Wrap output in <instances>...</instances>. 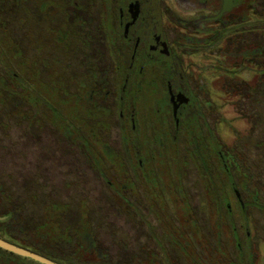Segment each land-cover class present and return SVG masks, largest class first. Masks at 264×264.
Instances as JSON below:
<instances>
[{"label": "rangeland", "instance_id": "obj_1", "mask_svg": "<svg viewBox=\"0 0 264 264\" xmlns=\"http://www.w3.org/2000/svg\"><path fill=\"white\" fill-rule=\"evenodd\" d=\"M203 1L163 0L162 21L170 42L181 35H189L188 31L181 30L172 22L174 17L196 19L206 13L211 14L213 6L222 5V1ZM235 10L231 14L237 15L241 11ZM240 14L244 19L245 12L241 11ZM23 18L19 7L10 18V32L0 30V76L5 79L4 83H0V180L10 195L7 200L0 199L1 231L7 224L14 226L23 223L21 225L28 236L40 225L42 233L52 232L57 226L55 214L52 212L48 222L45 208L58 204L62 208L67 206L66 211L58 215L66 237L76 232L71 225H75L83 216V223L77 232L83 235L93 230L95 239L111 255L112 261L126 258L133 252L139 256L145 255L147 249L155 251L160 258L162 250L152 238L162 240L169 232L191 244L190 248L185 246V253H182L172 246V237H167L172 244L165 241V257L175 259V264H193L197 259L203 264H224L226 260L235 264H264V147H260L264 142V85L255 91H247L241 89L242 83L239 82L237 88L232 83L235 79L252 82L254 78L260 77L256 65L261 63L260 59L255 62L248 58L251 55L246 54L245 49L234 53L229 48L221 50L218 60L213 50L182 56L189 70L205 79L210 88V100L221 120L217 126L221 147L235 154L232 169L239 167L231 174L236 189L247 205V211L243 214L225 175L218 176L216 173L206 177L196 161L189 157L190 148L181 139L173 148L170 145L159 148L157 143L148 146L146 142L139 145L143 156H150L149 165L156 179H151V185L143 180L137 186L129 182L132 187L118 192L116 182L121 181L122 177L119 178L117 169L129 172L137 170L136 165H130L125 160L127 156L124 148L117 144L118 129L110 130L109 138L113 148L125 155L123 163L113 165L103 162V166L97 167L100 162L86 161L84 152L77 151L68 139L59 136L47 123H42V129L40 126H29L20 117L22 113L19 114L15 109L23 106L21 98H16L10 104L9 98L1 91L12 74L26 79L30 72L23 70L25 59L40 54V50L33 45L38 34L33 33V28L28 32L29 27L23 23ZM258 19L261 18L252 16L251 25H255ZM2 20L5 18L2 17ZM254 33L259 37L263 35L261 30H255ZM193 35L196 39L205 38L204 35ZM9 38L13 40V45ZM241 40L244 39H237ZM181 42L186 43L183 40ZM176 51L180 55L181 50L176 48ZM235 63L237 67L233 69ZM62 70L60 68L59 72ZM233 72L237 74L234 78ZM213 80L219 82L220 91L212 88ZM33 84L36 89L35 80ZM228 85H232L233 89L228 90ZM21 89L16 88L18 92ZM148 103L149 98L145 95L141 112L147 117L145 106ZM24 107L27 118L34 121L40 117L36 107ZM62 112L67 115L69 108H63ZM151 116L154 118L153 113ZM152 132L151 127L144 123L139 125L140 138H148L147 135ZM100 171L106 174L105 179L98 177ZM129 176L131 181L135 180L132 173ZM111 181L114 184L109 183ZM120 193L130 205L120 202ZM83 203L87 205L90 221L82 213ZM18 204L23 206V211L20 216L15 214L14 218L12 207ZM228 204L231 212L228 211ZM135 209L143 221L138 219ZM0 233L3 239H8L3 232ZM199 237L202 238L201 242H205V247ZM218 245L222 250L218 249ZM70 248L71 245L65 247L66 251ZM123 249L128 254L123 255Z\"/></svg>", "mask_w": 264, "mask_h": 264}, {"label": "flooded vegetation", "instance_id": "obj_2", "mask_svg": "<svg viewBox=\"0 0 264 264\" xmlns=\"http://www.w3.org/2000/svg\"><path fill=\"white\" fill-rule=\"evenodd\" d=\"M212 1H222V5L213 6L211 14L196 19L174 17L172 22L189 35L170 42L162 21L163 0H0V30L10 32V18L20 7L28 32L33 28L38 34L33 45L40 50L23 63V70L30 72L26 79L16 74L6 79L5 95L10 104L21 98L27 109L36 107L40 117L33 121L27 118L25 107L13 106L29 126L41 128L45 122L55 129L77 151L84 152L86 161L103 163L107 147L118 163H123L126 155L125 160L137 170L118 172L122 177L116 182L118 192L137 186L140 180L151 185V179H156L149 165L150 156H143L139 145L146 142L148 146L157 143L159 148H173L181 139L206 177L225 175L244 214L247 205L231 174L239 167L232 169L235 154L221 147L217 128L221 120L210 100V88L205 79L189 70L182 56L213 50L218 60L222 49L234 53L245 49L251 55L248 58L255 62L260 59L261 63H256L260 77L252 82L235 79L232 83L236 88L242 83L241 89L247 91L260 88L264 85V0ZM234 9L244 11V19L239 16L241 11L231 14ZM252 16L261 18L256 21L259 24L251 25ZM255 30L263 35L259 37ZM193 34L205 38L196 39ZM239 38L244 40L237 41ZM232 67L236 69L237 64ZM60 68L66 73L59 72ZM232 74L233 78L237 75ZM17 87L22 88L20 92ZM212 88L220 91L219 82L213 80ZM232 89L228 85V90ZM145 95L149 98L145 106L148 117L141 112ZM61 107L69 108L67 115ZM142 123L153 131L145 139L138 134ZM112 129L119 130L117 144L124 148L125 155L113 148L109 138ZM131 173L135 180H130ZM105 176L103 171L98 174L101 179ZM122 195L121 202L130 205ZM227 208L231 212L229 204ZM136 209L138 219L143 221ZM152 240L158 241L155 237Z\"/></svg>", "mask_w": 264, "mask_h": 264}, {"label": "trees", "instance_id": "obj_3", "mask_svg": "<svg viewBox=\"0 0 264 264\" xmlns=\"http://www.w3.org/2000/svg\"><path fill=\"white\" fill-rule=\"evenodd\" d=\"M4 83V79L0 77V83ZM6 88H1L2 94H5ZM106 148V147H105ZM105 151V159L103 162L111 163L113 165L118 164L117 160L115 159L114 152L107 147ZM100 164L97 165V167ZM117 171L120 173V169L118 168ZM117 172V173H118ZM10 198L9 192L4 188L3 182L0 180V199L7 200ZM121 200V198H119ZM121 202V201H120ZM126 205V203H125ZM67 206H63V208L58 204H52L50 207L45 208V212L47 214L48 222L50 221V215L55 214V221L57 223V226L53 228L52 232L46 231V234L42 233L40 227H36L34 231L29 232V236L26 235L25 228L23 227V223L10 226L9 224L5 225L2 229H0V232H3L7 237L8 241L15 243L21 247H24L26 249H29L35 253L41 254L45 257H48L56 262H59L61 264H175V259H167L165 257V251H166V242L168 244H172L170 241L167 240V237L170 236L171 241L173 242L172 246H175L177 249H179L182 253H185L184 248L185 246L190 248V242L189 241H182L179 237H175L171 234H165L163 236L162 240L154 241V244L158 246L159 249L162 250V255L160 258H158V254L155 253V251L152 252L151 249L146 250V254L139 256L137 253H131L128 256H125L126 258L122 259H116L117 261L111 260V255L107 252V250H104L100 243L95 239V234L93 230L85 232V234L81 235L79 234L78 229L81 228L82 225V217H80L79 221L75 225H71L73 228H75L76 232L74 234H68V237H66V233L63 225L60 223L59 219L61 218L58 216L62 212L64 213L66 211ZM82 213L84 217L89 220L88 216V208L85 203L82 204ZM12 215L15 218V214L17 216H20V213L23 211L22 205H15L12 207ZM81 213V215H82ZM22 227V228H21ZM92 229V226H90ZM74 230V231H75ZM90 232V233H89ZM18 234L21 237H17V235L14 236V234ZM199 233V232H198ZM181 237V234L178 233ZM0 237L3 238L2 234L0 233ZM24 237V238H23ZM200 242L202 241V238L199 237ZM201 244L205 247V242H201ZM71 245V248L69 251H66L65 247H68ZM127 247V244L125 245ZM218 249L222 250L221 246L218 245ZM124 251V249H123ZM127 250H125L123 255H126ZM225 253V252H224ZM144 254V253H142ZM122 255V253L120 254ZM187 256V255H186ZM227 257V256H226ZM158 258V259H157ZM214 260V259H212ZM219 260V259H218ZM227 261V260H226ZM224 261V264H235L232 261ZM0 264H40L35 261H32L27 258H23L20 256H17L13 253L7 252L0 248ZM193 264H203L197 261Z\"/></svg>", "mask_w": 264, "mask_h": 264}, {"label": "water", "instance_id": "obj_4", "mask_svg": "<svg viewBox=\"0 0 264 264\" xmlns=\"http://www.w3.org/2000/svg\"><path fill=\"white\" fill-rule=\"evenodd\" d=\"M0 248L17 256L30 259L40 264H61L41 254L21 247L0 237Z\"/></svg>", "mask_w": 264, "mask_h": 264}, {"label": "snow or ice", "instance_id": "obj_5", "mask_svg": "<svg viewBox=\"0 0 264 264\" xmlns=\"http://www.w3.org/2000/svg\"><path fill=\"white\" fill-rule=\"evenodd\" d=\"M182 2H183V0H182Z\"/></svg>", "mask_w": 264, "mask_h": 264}]
</instances>
